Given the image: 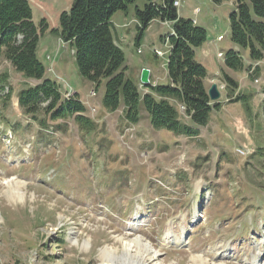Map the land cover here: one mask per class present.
I'll return each instance as SVG.
<instances>
[{
    "label": "rangeland",
    "instance_id": "374dc122",
    "mask_svg": "<svg viewBox=\"0 0 264 264\" xmlns=\"http://www.w3.org/2000/svg\"><path fill=\"white\" fill-rule=\"evenodd\" d=\"M178 1L177 13L206 32L195 48L206 88H222L226 71L238 84L232 96H244L231 102L220 89L211 100L220 109L204 126L190 124L177 105L196 135L153 129L141 102L137 123L124 118L122 106L107 112L102 87L79 75L72 46L49 30L39 35L36 50L44 78L56 83L62 99L81 102L92 128L70 116L50 119L43 111L47 102H39L34 114L25 112L19 93L42 80L24 79L0 55V264H115L103 262L101 251L110 247L121 255L135 236L157 252L145 264H203L192 259L197 255L205 264H264V57L251 61L247 49L231 42L235 0ZM28 2L34 25L44 20L58 32L60 14L72 4ZM145 3L135 0L115 12L112 35L124 53L125 77L135 81L148 66L155 86L167 82L164 35L172 24L152 20L136 43L135 8ZM122 19L127 22L119 27ZM233 49L244 62L241 71L216 57ZM135 83L141 95L148 92ZM242 100L249 103L247 113ZM18 183L23 198L15 194Z\"/></svg>",
    "mask_w": 264,
    "mask_h": 264
},
{
    "label": "trees",
    "instance_id": "16d2710c",
    "mask_svg": "<svg viewBox=\"0 0 264 264\" xmlns=\"http://www.w3.org/2000/svg\"><path fill=\"white\" fill-rule=\"evenodd\" d=\"M135 0H72L68 11L60 14V31L48 29L42 20L37 28L32 22L28 0H0V55L24 79L42 80L41 83L21 90L18 103L25 112L34 114L39 102H47L43 111L55 120L70 116L80 126L92 128V121L84 115V107L76 98L62 99L54 81L44 78L45 68L37 57L39 35L48 31L57 34L74 50V60L79 75L103 89L101 106L114 112L122 106L124 118L132 123L139 120L141 102L155 130L165 129L174 135H196L194 125L204 126L220 102H212L205 85L206 72L195 58V48L206 41L205 30L178 15L174 0H145L142 9L135 8L136 25L142 35L148 23L158 19L172 23L169 53L166 63L167 82L145 85L148 92L140 94L135 81L124 75V53L115 44L111 18L117 11H127ZM216 4L223 0H210ZM264 0H235L229 14L230 40L241 49L248 50L251 61L264 57ZM227 69L241 71L244 62L238 50L225 54ZM220 79L225 93L235 102L242 96H232L238 84L226 71ZM233 97V98H231ZM228 98V99H229ZM246 113L249 103L242 100ZM184 106L190 124L183 122L177 105Z\"/></svg>",
    "mask_w": 264,
    "mask_h": 264
},
{
    "label": "bare ground",
    "instance_id": "6f19581e",
    "mask_svg": "<svg viewBox=\"0 0 264 264\" xmlns=\"http://www.w3.org/2000/svg\"><path fill=\"white\" fill-rule=\"evenodd\" d=\"M165 40L167 41L168 37H166ZM153 52H155V54H163V52L157 48H155ZM217 56L222 57V54L219 52V53H217ZM22 185H23L22 183H18V186L16 188L15 194L18 198H23V195H24ZM89 241L84 242V244H83L84 247L88 246ZM134 246L136 247V249H133ZM156 253L157 252L155 251V248L151 244L150 241L146 240L145 238H142L141 236H135L126 245L123 246V250H122L121 255H117L116 250L111 249L109 247V248H105L104 250L101 251V257L103 258V262L104 261L112 262L114 260L115 264H145L146 259H147L145 257L150 255L149 256L150 259H151V257H152V259L154 257L156 258ZM192 259L196 260V261L197 260L201 261L203 264H205V260L203 258H201V256H199V255L193 256ZM147 262H149V261H147Z\"/></svg>",
    "mask_w": 264,
    "mask_h": 264
},
{
    "label": "water",
    "instance_id": "95a60500",
    "mask_svg": "<svg viewBox=\"0 0 264 264\" xmlns=\"http://www.w3.org/2000/svg\"><path fill=\"white\" fill-rule=\"evenodd\" d=\"M140 83L147 85L149 83V69L142 68L139 76ZM207 94L210 100H217L220 96V93L217 89L215 83L211 84L207 89Z\"/></svg>",
    "mask_w": 264,
    "mask_h": 264
},
{
    "label": "crops",
    "instance_id": "0c3cea01",
    "mask_svg": "<svg viewBox=\"0 0 264 264\" xmlns=\"http://www.w3.org/2000/svg\"><path fill=\"white\" fill-rule=\"evenodd\" d=\"M178 14L180 15V13L178 12ZM181 16V15H180ZM131 20V19H130ZM127 22V19H122V21H121V23H119L118 24V26L119 27H122V25L124 24V23H126ZM196 24H197V22H196ZM128 27H130V26H128ZM128 27H126V28H128ZM115 33H119L120 31H118V30H116L115 28H114V30H113ZM72 49V48H71ZM146 68H149L148 66L146 67ZM149 80H150V82H152V81H154L155 80V78L154 77H152V72H151V70H150V68H149ZM220 79V78H219ZM137 83H139V76H138V78H136V80H135Z\"/></svg>",
    "mask_w": 264,
    "mask_h": 264
},
{
    "label": "built area",
    "instance_id": "2783aa9c",
    "mask_svg": "<svg viewBox=\"0 0 264 264\" xmlns=\"http://www.w3.org/2000/svg\"><path fill=\"white\" fill-rule=\"evenodd\" d=\"M179 5V1L178 0H174L173 1V6L177 7ZM221 37L219 36L217 39L219 40ZM158 56H162L163 54H157Z\"/></svg>",
    "mask_w": 264,
    "mask_h": 264
}]
</instances>
